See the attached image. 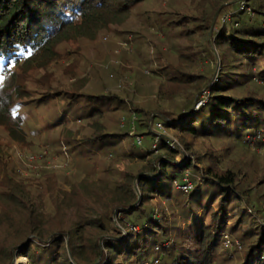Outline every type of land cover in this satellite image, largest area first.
Masks as SVG:
<instances>
[{"label":"trees","instance_id":"obj_1","mask_svg":"<svg viewBox=\"0 0 264 264\" xmlns=\"http://www.w3.org/2000/svg\"><path fill=\"white\" fill-rule=\"evenodd\" d=\"M239 4L0 0V128L33 148L32 124L20 109L31 114L55 102L43 123L62 129L50 142L61 168L46 163L28 177L14 171L9 146L0 143V264L20 257L28 264H218L228 239L241 264H264V156L248 147L253 140L252 148L264 147V0H245L253 17ZM104 34L123 40L125 57L119 71L105 73L110 83L101 91L88 89L89 80L50 86L48 97L31 94L34 74L45 71L41 83L49 87V70L68 47ZM135 65L151 67L157 81L150 107L112 91ZM195 141L209 149L177 163L181 144L192 151ZM73 166L76 173L58 174ZM185 180L194 185L189 193L176 186Z\"/></svg>","mask_w":264,"mask_h":264},{"label":"rangeland","instance_id":"obj_2","mask_svg":"<svg viewBox=\"0 0 264 264\" xmlns=\"http://www.w3.org/2000/svg\"><path fill=\"white\" fill-rule=\"evenodd\" d=\"M245 0H242V4H239L240 7L244 5ZM229 8V6H228ZM229 10V9H228ZM230 12L226 11L224 14V11L222 12L221 16L218 18V29H220V23L223 22L224 19L230 20V17L232 14ZM244 11H246L247 14H250L251 17H253V12L248 9V7L245 6ZM121 40L119 36L112 34H104L99 39H97L95 42H84L81 43L78 47L74 46L72 49L70 47L67 48L66 53H64V57L62 58V61L59 63L54 64L49 72L52 73L49 81V87H46L44 84L41 83V78L44 77L45 71L41 73L34 74L32 78L27 82V86L33 96H36V98H43L50 96L48 92H50V86L60 89V88H69L73 84H76L77 82L83 81L85 83L89 80L91 83L88 85V89H94L97 86L99 91L102 90V84L104 81H110L105 78V73L112 69V67H115L116 71H119V66H122L123 63V57L119 53H121ZM135 45V44H134ZM122 54V53H121ZM154 61V59H153ZM160 63L158 61H154L152 68L154 67L155 70H158ZM163 67H165V64H162ZM76 69L75 72L70 73V69ZM140 69L139 66L135 65L132 68V72L128 75L123 76V78L119 79L120 83H117V85H114L112 87V91L119 93L120 95L124 96L131 94V99L134 101L135 104L145 107H150L152 101H156L155 99V92L157 89V81L154 79H151V69ZM148 70L149 73L145 74L144 71ZM159 72V71H158ZM78 75L77 79H74V76ZM150 74V75H149ZM158 74V73H157ZM159 75V74H158ZM156 79V78H155ZM45 80V79H44ZM106 84V86L110 87V84ZM139 86V88L136 86ZM86 88V89H87ZM87 89V91H88ZM41 100V99H40ZM60 101H56L58 104ZM41 104V103H39ZM161 106L166 105L165 103H160ZM59 106V104H58ZM60 108V107H59ZM56 109L55 102H51L50 105L41 104V107L35 108V110L30 114L27 113V109H20L22 113H26V118L29 119V122H31L32 127L30 128L32 134L31 137L28 138V145L34 144L35 147L30 148L28 146H19L16 143H13L10 139L7 131L4 128H0V143L6 142L9 146L7 153L11 155L13 165L16 164L14 171H20L22 177H28V175L33 172L37 167H44L45 164L49 167H53L56 169L61 168L60 167V159L56 156L51 157L50 153L51 145L50 142H54L55 139H58L60 136V131L62 130L57 129L55 131H52L50 128L45 127L44 121L48 118H51V115L53 111ZM69 118L73 119L72 115H68ZM161 119H157L154 123V129L157 132H164L159 131L158 127L156 126L157 123L160 122ZM65 122L64 119H56L54 123L59 126L63 125ZM63 128V127H62ZM171 136H173V133L170 132ZM61 138V136H60ZM253 140V139H252ZM137 142V141H136ZM175 142V147L179 146L180 143L178 141ZM256 141L253 140L248 145V147L251 148L252 152L254 154H259L261 156H264V147L261 150V147L258 148H252L254 146V143ZM209 145L204 141H195L192 145V151L185 149L181 144V152L184 154H178L175 156V161L177 163H183L184 161H188L191 158L192 152H206L209 148ZM35 148V149H34ZM249 148V149H250ZM34 149V150H33ZM49 151L47 157L45 159L39 160L36 163L34 161L30 160L31 156H38L46 151ZM222 150L219 149V152L222 153ZM33 151H39L37 153L32 154ZM195 162V161H194ZM191 170V169H190ZM189 170V171H190ZM75 172V166L69 167L67 170H61L58 171V174L60 176L62 175H68V174H74ZM177 186V185H176ZM154 204L163 205V207L167 210V213H171V209L168 203H162L160 199H154ZM216 209V206H214V210ZM2 211L0 210V218H1ZM201 213H199V217L201 216ZM120 226V225H119ZM124 233H127L126 229H123ZM6 237V229L4 226H2L0 222V247L3 245L4 238ZM232 242H230V239H228L226 242H223L220 244L216 255L218 258L217 263L218 264H241L240 256L242 253H236L234 246H231ZM21 254L20 251H17L15 253V257H19ZM15 264H28V260L25 257H20L15 260Z\"/></svg>","mask_w":264,"mask_h":264},{"label":"built area","instance_id":"obj_3","mask_svg":"<svg viewBox=\"0 0 264 264\" xmlns=\"http://www.w3.org/2000/svg\"><path fill=\"white\" fill-rule=\"evenodd\" d=\"M241 9H242V10L245 9V4L242 6ZM230 15H231V14H230ZM226 21H227V19H224L222 23H225ZM201 104H202V103H200L199 106H200ZM156 126L158 127V130H159V131H161V132L164 131V126H163L162 123H157ZM136 141H137V144H138L139 146L142 145L141 138H137ZM171 145H172L173 147H175V142H172ZM48 153H49V151L47 150L46 152H44V153H42V154H40V155H38V156H31V157H30V160H31V161H34V162L36 163V162L39 161V160L45 159V158L47 157ZM35 169H36V168H35ZM176 184H177V183H176ZM177 188H178L180 191L184 192V193H189V192H191V191L193 190L194 185H193L189 180H185V182H184L183 184H177ZM231 246H232V245H231Z\"/></svg>","mask_w":264,"mask_h":264}]
</instances>
